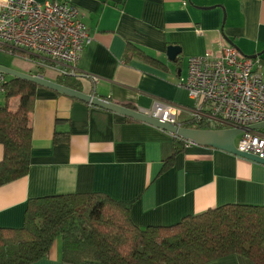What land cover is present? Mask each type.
<instances>
[{"label": "crops", "instance_id": "crops-1", "mask_svg": "<svg viewBox=\"0 0 264 264\" xmlns=\"http://www.w3.org/2000/svg\"><path fill=\"white\" fill-rule=\"evenodd\" d=\"M64 1L80 10L91 38L70 65L81 75V91L136 110L160 99L183 108L187 118L193 100L177 82L187 76L188 58L216 51L220 36L246 56L260 53L264 64V0ZM168 45L180 48L176 62L167 57ZM38 72L59 77L50 69ZM30 123L29 171L0 185L2 227L23 225L30 198L65 193L102 192L129 202L130 219L140 228L173 224L225 203L264 205V164L188 144L161 171L172 134L146 122L38 86ZM2 153L0 144V159ZM30 264L68 263L56 245L52 255ZM205 264L254 263L230 254Z\"/></svg>", "mask_w": 264, "mask_h": 264}, {"label": "trees", "instance_id": "trees-1", "mask_svg": "<svg viewBox=\"0 0 264 264\" xmlns=\"http://www.w3.org/2000/svg\"><path fill=\"white\" fill-rule=\"evenodd\" d=\"M135 54L158 64L137 50ZM80 76L77 72L59 75L56 82L81 91ZM37 87L9 76L0 93L4 98L0 105V185L29 171L30 113ZM12 98L17 99L13 107ZM185 117L182 115L179 121L184 127L217 128L213 124H194ZM58 139L55 133L53 140ZM172 140L171 154L163 161L161 171L172 166L187 144L174 134ZM129 213V202L102 192L30 198L22 226H0V264H30L49 257L57 239L60 260L68 264H205L230 254L264 264V205L225 203L184 216L173 224L144 228L133 224Z\"/></svg>", "mask_w": 264, "mask_h": 264}, {"label": "built area", "instance_id": "built-area-1", "mask_svg": "<svg viewBox=\"0 0 264 264\" xmlns=\"http://www.w3.org/2000/svg\"><path fill=\"white\" fill-rule=\"evenodd\" d=\"M90 40L80 10L67 1L0 0V49L37 56L30 57L36 65L35 74H41L38 71L42 69L58 75L73 74L70 65ZM218 41L216 51L189 57L187 76L177 82L193 100L186 110L188 120L213 124L215 129L264 123L262 58L244 55L221 36ZM6 78L0 70V93ZM92 79L97 81L96 76ZM144 112L182 126L183 108L169 102L155 99ZM234 145L238 151L264 159V126L237 134Z\"/></svg>", "mask_w": 264, "mask_h": 264}, {"label": "water", "instance_id": "water-1", "mask_svg": "<svg viewBox=\"0 0 264 264\" xmlns=\"http://www.w3.org/2000/svg\"><path fill=\"white\" fill-rule=\"evenodd\" d=\"M180 48L177 45H169L167 47V57L169 60L176 62L178 55L180 54ZM259 54H253L249 56H257ZM0 70L5 72L7 75L27 80L36 84L37 86L48 88L56 92L71 96L73 98L79 99L91 105L104 108L123 116H127L139 121L146 122L148 124L154 125L162 130L170 132L171 134L177 135L180 138L188 141L191 144L197 145H208L215 147L231 154L244 157L249 160L264 164V159H261L253 154L247 152L238 151L234 145L235 136L241 132V128H222V129H203V128H193L174 125L168 122H163L157 118L149 116L146 112L141 110H136L125 105L110 101L106 98H102L93 94H89L63 84H60L54 80L45 78L41 74H31L23 71H19L10 68L6 65L0 64ZM259 124L250 125L249 128H255Z\"/></svg>", "mask_w": 264, "mask_h": 264}, {"label": "rangeland", "instance_id": "rangeland-1", "mask_svg": "<svg viewBox=\"0 0 264 264\" xmlns=\"http://www.w3.org/2000/svg\"><path fill=\"white\" fill-rule=\"evenodd\" d=\"M31 56L34 58H37V56L30 55L26 51H22V52L16 51L15 53H8L4 50V48H1L0 49V64L6 65L10 68H13V69H16L19 71H24L26 73L35 74L36 72L34 70H36V65L31 61V58H30ZM262 73L264 76V67L262 69ZM8 77H9V75H7V78ZM15 100L16 99L12 100L11 106L14 105ZM2 104H3V96L0 95V105H2ZM56 245H60L59 239L56 240V242L52 248V251H53V249H55Z\"/></svg>", "mask_w": 264, "mask_h": 264}, {"label": "bare ground", "instance_id": "bare-ground-1", "mask_svg": "<svg viewBox=\"0 0 264 264\" xmlns=\"http://www.w3.org/2000/svg\"><path fill=\"white\" fill-rule=\"evenodd\" d=\"M80 15H81V13H80ZM81 19H82V17H81ZM83 21V20H82ZM41 71V70H40ZM254 124H259L258 126H256L255 128H249V126L250 125H254ZM254 124H250V125H247V126H243L242 128L241 127H238V128H241V132L242 131H246V130H254V129H256L257 127H261V126H264V123H254ZM241 132H239V133H241ZM238 133V134H239Z\"/></svg>", "mask_w": 264, "mask_h": 264}]
</instances>
